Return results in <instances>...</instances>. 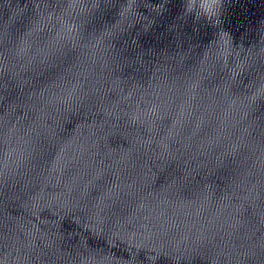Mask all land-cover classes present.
Instances as JSON below:
<instances>
[{
  "label": "clouds",
  "instance_id": "1",
  "mask_svg": "<svg viewBox=\"0 0 264 264\" xmlns=\"http://www.w3.org/2000/svg\"><path fill=\"white\" fill-rule=\"evenodd\" d=\"M223 5L224 0H183V17H192L194 21L206 19L217 26L221 23ZM133 6H136V0H127L125 7L131 10Z\"/></svg>",
  "mask_w": 264,
  "mask_h": 264
}]
</instances>
